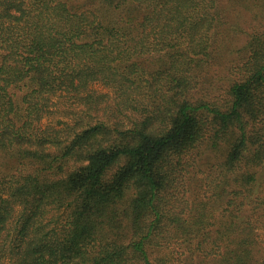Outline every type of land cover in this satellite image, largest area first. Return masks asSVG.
<instances>
[{
	"label": "trees",
	"instance_id": "1",
	"mask_svg": "<svg viewBox=\"0 0 264 264\" xmlns=\"http://www.w3.org/2000/svg\"><path fill=\"white\" fill-rule=\"evenodd\" d=\"M0 264H264V0H0Z\"/></svg>",
	"mask_w": 264,
	"mask_h": 264
},
{
	"label": "rangeland",
	"instance_id": "2",
	"mask_svg": "<svg viewBox=\"0 0 264 264\" xmlns=\"http://www.w3.org/2000/svg\"><path fill=\"white\" fill-rule=\"evenodd\" d=\"M228 3V1H227ZM240 10V9H238ZM237 11V10H236ZM238 12V11H237ZM243 16H241L240 20H237L236 22H239L242 27H248V21L250 20V13L249 12H243ZM237 14V13H236ZM233 17H235V15ZM236 20V19H235ZM232 21V23H236ZM216 65L214 67L210 68L207 66L206 68H210V72L206 74V71L202 73V79H205V83L203 85V88H205V91L212 95H219L223 91H225V88L227 84L229 83V79H224L229 74V65L227 61H224L222 65H219L218 62H215ZM206 77V78H205ZM96 88H101L99 86H95ZM106 90V89H105ZM53 123L52 119H46L45 123ZM203 195H206V193H202Z\"/></svg>",
	"mask_w": 264,
	"mask_h": 264
}]
</instances>
